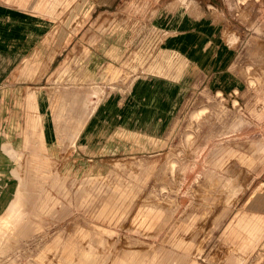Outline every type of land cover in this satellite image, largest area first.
Listing matches in <instances>:
<instances>
[{
  "label": "rangeland",
  "instance_id": "374dc122",
  "mask_svg": "<svg viewBox=\"0 0 264 264\" xmlns=\"http://www.w3.org/2000/svg\"><path fill=\"white\" fill-rule=\"evenodd\" d=\"M257 219L264 0H0V264H264Z\"/></svg>",
  "mask_w": 264,
  "mask_h": 264
},
{
  "label": "bare ground",
  "instance_id": "6f19581e",
  "mask_svg": "<svg viewBox=\"0 0 264 264\" xmlns=\"http://www.w3.org/2000/svg\"><path fill=\"white\" fill-rule=\"evenodd\" d=\"M201 48H202V47H201ZM201 50H202V49H201ZM196 54H197V53H196ZM199 56H200V55H199ZM59 114H60V113H59ZM103 128H104V127H103ZM104 129H105V128H104ZM100 131H102V129H100ZM104 132H105V131H104ZM100 135H101V134H100ZM255 193H256V192H255ZM23 195H26V194H24V193H22V192L19 191V194L17 195V197H16V199H15V200H16V201H15L16 203H14V204L11 205L12 209H13V208H18V207H19L18 203H19L20 200H22V196H23ZM10 214H11V213H10ZM10 214H9V215H10ZM18 216H19V215H18ZM263 221H264V220H262V219H257L256 222H254V223L261 224V226H262ZM251 224H252V223H251ZM247 226H248V225H247ZM261 226L258 227L257 232L260 231ZM249 237H250V236H249Z\"/></svg>",
  "mask_w": 264,
  "mask_h": 264
}]
</instances>
